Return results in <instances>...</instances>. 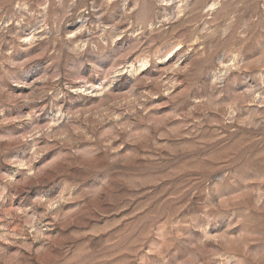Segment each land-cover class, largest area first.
<instances>
[{
	"label": "rangeland",
	"instance_id": "obj_1",
	"mask_svg": "<svg viewBox=\"0 0 264 264\" xmlns=\"http://www.w3.org/2000/svg\"><path fill=\"white\" fill-rule=\"evenodd\" d=\"M0 264H264V0H0Z\"/></svg>",
	"mask_w": 264,
	"mask_h": 264
}]
</instances>
